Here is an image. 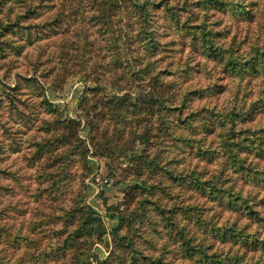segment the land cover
Returning <instances> with one entry per match:
<instances>
[{
    "label": "rangeland",
    "instance_id": "obj_1",
    "mask_svg": "<svg viewBox=\"0 0 264 264\" xmlns=\"http://www.w3.org/2000/svg\"><path fill=\"white\" fill-rule=\"evenodd\" d=\"M0 264H264V0H0Z\"/></svg>",
    "mask_w": 264,
    "mask_h": 264
},
{
    "label": "trees",
    "instance_id": "obj_2",
    "mask_svg": "<svg viewBox=\"0 0 264 264\" xmlns=\"http://www.w3.org/2000/svg\"><path fill=\"white\" fill-rule=\"evenodd\" d=\"M61 57H62V56H61ZM86 98H87V97H86ZM94 222H95V219L93 220V222H91V224L94 223ZM88 231H89V233L91 234L92 229L88 228Z\"/></svg>",
    "mask_w": 264,
    "mask_h": 264
}]
</instances>
